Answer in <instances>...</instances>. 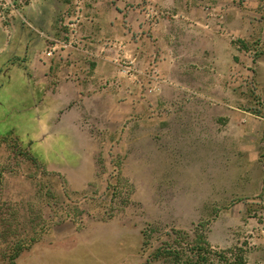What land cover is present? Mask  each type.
Segmentation results:
<instances>
[{"label": "rangeland", "instance_id": "1", "mask_svg": "<svg viewBox=\"0 0 264 264\" xmlns=\"http://www.w3.org/2000/svg\"><path fill=\"white\" fill-rule=\"evenodd\" d=\"M42 1L0 0V22L18 31L33 27L34 40L45 42L40 53L53 59L67 42L43 35L38 22L49 9L57 22L67 14L82 17L88 0ZM98 1L108 16L142 17L138 58L122 50L112 56V88L131 99L113 102L124 117L94 119L113 134L95 156L99 183L81 197L13 139L0 140V264L34 253L48 232L53 239L75 231L87 244L36 250L33 264H146L177 232L195 243L203 234L218 255L215 264H234L232 254L263 249L264 36L247 42L229 36L235 48L230 67L218 53L210 67L196 61L187 70L185 32L174 28L179 37L161 40L156 30L162 17H186L192 0ZM210 8L203 7L207 17L213 16ZM17 70L12 94L0 92V133L35 130L34 123L20 122L26 88L23 70ZM7 80L3 69L0 86ZM97 104L98 112L109 106Z\"/></svg>", "mask_w": 264, "mask_h": 264}, {"label": "crops", "instance_id": "2", "mask_svg": "<svg viewBox=\"0 0 264 264\" xmlns=\"http://www.w3.org/2000/svg\"><path fill=\"white\" fill-rule=\"evenodd\" d=\"M48 2L42 1L44 5H50ZM205 6H211L212 17L203 13ZM64 8L59 4L58 9ZM51 12L50 9L46 11ZM50 14L38 22V28L30 16L31 25L37 30L42 27L43 35L67 42V47L53 59L40 53L45 42L39 38L34 40L38 32L33 31V27L31 31L27 28L18 31L15 26L7 29L0 22V56L3 58L0 74L3 69L8 71V80L0 86V92L12 94V83L20 79L17 67L21 68L26 101L19 112L20 122L35 126L34 131L10 128L0 133V140L13 139L35 163L54 172V177L67 186L71 195L81 197L93 192L89 188L99 183L95 156L113 134L111 129L103 131L104 127H98L94 119L98 116L124 117L123 111L120 113L113 102L125 99L121 102L124 105L131 99L127 92H121L123 97H120L112 88L116 75L112 56L118 50L128 58L139 56L144 42L140 36L142 17L108 16L98 0L87 1L82 17L67 14L57 22ZM174 28L185 32L184 52L191 57L187 70L194 69L192 65L196 61L204 63V68L210 67L211 56L218 53L226 55L225 61L230 67L235 48L229 36L242 42L264 36V0H192L186 17L160 18L156 34L161 40L175 39L179 35L175 36ZM161 44L162 50L168 51V44ZM203 98L207 103L210 101V98ZM99 102L102 105L109 102V106L98 112ZM13 126L19 127L17 123ZM74 232L53 239L48 232L35 246L34 253L17 259L15 264L37 263V255H32L39 249L69 250L73 245L87 244L81 243ZM261 250L256 248L255 252H250L245 257L246 264H264V248Z\"/></svg>", "mask_w": 264, "mask_h": 264}, {"label": "trees", "instance_id": "3", "mask_svg": "<svg viewBox=\"0 0 264 264\" xmlns=\"http://www.w3.org/2000/svg\"><path fill=\"white\" fill-rule=\"evenodd\" d=\"M172 235L175 236L174 239L171 237V240L160 243L152 253L151 260L146 261V264L152 261H160L162 264H215L218 255L212 251L203 234L200 236L202 240L196 243L189 242L186 234L177 232ZM232 255L235 256L234 264H246L245 256L240 251Z\"/></svg>", "mask_w": 264, "mask_h": 264}, {"label": "built area", "instance_id": "4", "mask_svg": "<svg viewBox=\"0 0 264 264\" xmlns=\"http://www.w3.org/2000/svg\"><path fill=\"white\" fill-rule=\"evenodd\" d=\"M50 55H51V52H48V53H47V56H50Z\"/></svg>", "mask_w": 264, "mask_h": 264}]
</instances>
